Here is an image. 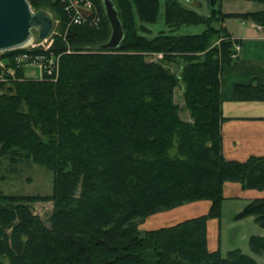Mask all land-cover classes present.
Masks as SVG:
<instances>
[{
    "label": "trees",
    "instance_id": "trees-1",
    "mask_svg": "<svg viewBox=\"0 0 264 264\" xmlns=\"http://www.w3.org/2000/svg\"><path fill=\"white\" fill-rule=\"evenodd\" d=\"M92 1L99 23L74 24L67 15L49 49H30L53 58L51 76L25 77L18 67L12 77L0 63V157L53 173L48 194L0 192V264H258L238 247L223 255L207 243V221L219 216L225 183L264 189V156L236 161L222 154L221 75L237 41L211 22L239 18L264 27V0H245L263 5L246 12L221 11L209 0L212 18L163 0L169 31L152 36L144 24L158 19L160 0H112L124 32L115 48L101 47L110 26L101 0ZM28 2L67 14L61 0ZM196 24L204 30L174 33ZM23 51L0 59L14 67ZM153 53L161 58L147 60ZM234 97L264 101V85L238 84ZM46 198L53 202L49 224L30 204ZM203 199L210 201L204 213L139 226L157 211ZM245 215L264 228V195L244 204L237 217ZM249 244L264 253V235L251 234Z\"/></svg>",
    "mask_w": 264,
    "mask_h": 264
},
{
    "label": "rangeland",
    "instance_id": "rangeland-1",
    "mask_svg": "<svg viewBox=\"0 0 264 264\" xmlns=\"http://www.w3.org/2000/svg\"><path fill=\"white\" fill-rule=\"evenodd\" d=\"M161 9L160 15L155 22L145 23L144 26L150 31V36L157 34L158 32L169 31L168 26L163 17V0H160ZM179 3L188 8L197 11L198 13L206 16H210V4L209 0H179ZM42 9L47 10L53 18V27L49 36L45 40H39L36 37V31L33 30V43L35 44L34 49H45L50 43L52 45L53 39L56 34L61 32L62 29L65 30L67 27L65 17H63L55 11L49 5H42ZM262 4L257 2L245 1V0H217L215 8L219 7L221 11H245V10H254L262 7ZM33 10H36L32 7ZM101 20H99L100 22ZM98 22V23H99ZM222 23L219 20H212L211 24L216 28H223L231 26L233 22H236L234 18L226 19ZM137 23H140L137 21ZM205 26L203 24L196 25H183L175 34H196L202 32ZM218 34L223 37V31L212 34L209 38L210 44H214L219 41ZM110 35V27H109ZM109 37V36H108ZM51 45L47 48L49 49ZM30 46L24 49L23 53L27 55L25 58H21L23 53L18 54L14 60H16L14 67L13 65H6L8 60L6 58H1L0 63L3 71L7 74H10L12 77H17L16 69L20 68L22 75L25 77H44V69L41 66L38 60H44L41 56H36L30 53ZM5 52V51H4ZM0 52V54L4 53ZM20 56V57H19ZM147 60H158L161 58V54H149ZM17 59H20L21 63L17 62ZM46 60V59H45ZM49 63H53V58L48 60ZM2 74H0V79L3 80ZM181 88L175 89V101L179 104L182 103ZM183 118L187 117V113L183 112ZM53 187V173L43 166H40L32 161H27L25 159H19L16 162H12L7 158V156L0 157V192L4 193H23V194H48L51 192ZM224 198L220 202V212L218 217H213L210 223V245H215V248L220 249V252L224 255L229 249L240 248L245 253H251L255 256L258 264H264V253H253L250 244L249 238L257 229L260 228L253 219L252 215H245L242 217H237L239 211L243 208L246 203V198L243 195L238 194L237 196L231 195L226 192L223 194ZM31 208L34 213L39 214V216L49 224V216L52 211L53 202L51 199H39L34 202H31ZM168 211H157L151 215H148L144 221L139 224L140 227H150L156 226L163 222H170L174 217H165ZM260 230V229H259ZM215 231V235L213 232ZM6 262V259H0V263Z\"/></svg>",
    "mask_w": 264,
    "mask_h": 264
},
{
    "label": "crops",
    "instance_id": "crops-1",
    "mask_svg": "<svg viewBox=\"0 0 264 264\" xmlns=\"http://www.w3.org/2000/svg\"><path fill=\"white\" fill-rule=\"evenodd\" d=\"M246 11L251 10L235 12ZM234 19L236 22H233L229 28L225 25L231 34V39L237 42L233 44V60L223 69L221 75V110L225 120L221 123L220 133L224 158L227 160L245 161L250 156H264V101L236 100L234 89L238 84L259 83L264 85V27H260L250 20ZM235 45H238L237 49H235ZM225 192L226 194L229 193L230 196L234 194L236 196L238 194L243 195L246 198V202L253 197L264 195V189L243 188L239 183L235 182L225 183L223 194ZM209 205L210 201L203 199L164 210L169 213L165 217L174 218L170 222L166 221L150 227L171 224L178 220L204 213L208 210ZM212 220V218H209L207 221V243L209 249H215V245L211 246L209 243V223ZM257 230L253 234L264 235L263 227ZM213 235H215V231ZM251 255L255 258L253 254Z\"/></svg>",
    "mask_w": 264,
    "mask_h": 264
},
{
    "label": "water",
    "instance_id": "water-1",
    "mask_svg": "<svg viewBox=\"0 0 264 264\" xmlns=\"http://www.w3.org/2000/svg\"><path fill=\"white\" fill-rule=\"evenodd\" d=\"M101 2L110 26L109 38L101 47L115 48L124 36L122 23L113 1ZM52 27L51 14L42 8L33 10L28 0H0V52L25 47L33 40V30L39 40H44Z\"/></svg>",
    "mask_w": 264,
    "mask_h": 264
},
{
    "label": "built area",
    "instance_id": "built-area-1",
    "mask_svg": "<svg viewBox=\"0 0 264 264\" xmlns=\"http://www.w3.org/2000/svg\"><path fill=\"white\" fill-rule=\"evenodd\" d=\"M61 2L64 4V10L68 15L69 18V22L70 23H79V24H84L89 22L91 19H93L94 17L96 18V22L99 21V16L98 13L96 11L95 5L93 3L92 0H61ZM46 39V38H45ZM44 39V40H45ZM51 45V43L44 49L47 50V48ZM31 47L32 49H34L35 44L33 43V40L26 45L23 48H19V49H26L27 47ZM235 49L238 48V45H235ZM26 53H23L21 55V58H25L27 55H25ZM234 56V54H233ZM20 57V56H19ZM41 64V66L44 69V73L46 74V76H51L53 74L54 71V64L53 63H49V61L44 60H38ZM18 63L20 62V59H17Z\"/></svg>",
    "mask_w": 264,
    "mask_h": 264
}]
</instances>
